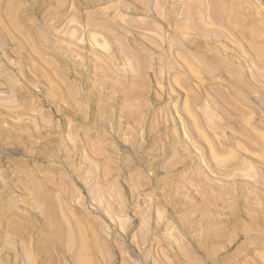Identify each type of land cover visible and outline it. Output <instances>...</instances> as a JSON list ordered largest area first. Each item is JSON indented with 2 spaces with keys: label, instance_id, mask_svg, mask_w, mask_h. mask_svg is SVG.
<instances>
[{
  "label": "rangeland",
  "instance_id": "rangeland-1",
  "mask_svg": "<svg viewBox=\"0 0 264 264\" xmlns=\"http://www.w3.org/2000/svg\"><path fill=\"white\" fill-rule=\"evenodd\" d=\"M0 264H264V0H0Z\"/></svg>",
  "mask_w": 264,
  "mask_h": 264
},
{
  "label": "bare ground",
  "instance_id": "bare-ground-1",
  "mask_svg": "<svg viewBox=\"0 0 264 264\" xmlns=\"http://www.w3.org/2000/svg\"><path fill=\"white\" fill-rule=\"evenodd\" d=\"M217 1V0H216ZM225 2V1H224ZM219 3V2H218ZM228 3V2H227ZM223 5V4H222ZM220 6V5H219ZM221 7V6H220Z\"/></svg>",
  "mask_w": 264,
  "mask_h": 264
}]
</instances>
